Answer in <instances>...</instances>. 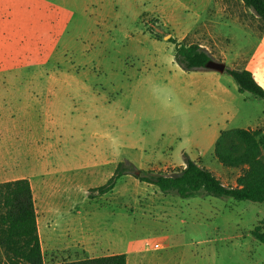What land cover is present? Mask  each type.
<instances>
[{"label":"rangeland","instance_id":"374dc122","mask_svg":"<svg viewBox=\"0 0 264 264\" xmlns=\"http://www.w3.org/2000/svg\"><path fill=\"white\" fill-rule=\"evenodd\" d=\"M176 43L264 82V20L241 0H0V158L20 155L46 264L115 252L126 264H264L251 233L264 202L183 198L133 175L194 160L236 186L248 168L224 162L246 150L238 128L216 144L225 86L254 118L264 100L225 71L183 70ZM255 161L264 169L263 136ZM120 162L128 173L98 190Z\"/></svg>","mask_w":264,"mask_h":264},{"label":"trees","instance_id":"16d2710c","mask_svg":"<svg viewBox=\"0 0 264 264\" xmlns=\"http://www.w3.org/2000/svg\"><path fill=\"white\" fill-rule=\"evenodd\" d=\"M246 6L264 20V0H241ZM169 41L175 42L173 38ZM212 59L209 52L196 43H176L175 62L185 71L206 69L205 64ZM240 92H249L257 98L264 99V87L256 80L249 69H235L226 66ZM229 130L220 132V138ZM236 134L245 145L240 161L233 162L225 156V164L236 166L247 163L242 170L236 186H228L209 169L197 161L187 160L186 166L174 174L133 173L137 179L153 184L165 194L176 193L187 198L200 190L215 196L233 198L236 201L264 202V169L255 161L258 137H264V128L236 129ZM128 173L122 162L118 163L114 174L108 182L98 187L103 191L112 187L114 179ZM252 235L264 244V223L254 227ZM0 264H46L38 230V215L30 182L26 178L0 182ZM51 264H126V254L98 256Z\"/></svg>","mask_w":264,"mask_h":264},{"label":"crops","instance_id":"0c3cea01","mask_svg":"<svg viewBox=\"0 0 264 264\" xmlns=\"http://www.w3.org/2000/svg\"><path fill=\"white\" fill-rule=\"evenodd\" d=\"M254 76H255V74H254ZM255 78H256V76H255ZM256 80L264 87L263 81H259L257 78H256ZM235 89L238 90L237 84H236V86L234 85V91H235ZM245 92H247V91H245ZM252 96L255 97L254 95H252ZM238 97H239L238 95L234 94V92H232L228 87L225 86V98H226L225 107H227V109L225 110V127H224L225 130L230 129V128L252 129V130L257 129V128H264V104H263V107H261L259 113L254 118L252 116L251 109L247 108L249 105L248 96H246L244 99H241L240 101H238ZM255 98H257V97H255ZM258 99H261V98H258ZM234 122H236V125L237 124H243V125L242 126L241 125H237V126L232 125L231 126V124H233ZM222 130H220L218 132L217 136L220 134V132ZM215 138L216 137H213L210 141V145H212L211 149L214 146ZM9 151L10 152L7 156H2L0 158V166H1L0 172L3 175L10 173L11 176H13V177L7 178L3 181L15 180V179L22 178L20 176L15 175V173H18V172H16L17 171L16 168L17 167L21 168L20 161H19V166H18V158H20V155L18 154L17 150L14 147L10 148ZM7 167H9V169H7ZM19 173H20V171H19ZM117 253L118 252H115L113 254H117ZM110 255H112V254H110ZM82 259H85V258H82Z\"/></svg>","mask_w":264,"mask_h":264},{"label":"water","instance_id":"95a60500","mask_svg":"<svg viewBox=\"0 0 264 264\" xmlns=\"http://www.w3.org/2000/svg\"><path fill=\"white\" fill-rule=\"evenodd\" d=\"M167 39V37H166ZM206 69H211V70H216L219 72H224L226 69V65L223 62L216 61L214 59H210L206 64H205Z\"/></svg>","mask_w":264,"mask_h":264}]
</instances>
